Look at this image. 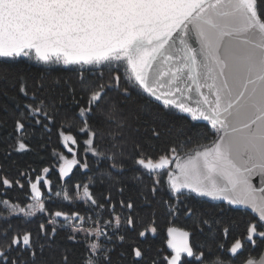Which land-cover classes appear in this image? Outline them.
Listing matches in <instances>:
<instances>
[{"label":"snow or ice","instance_id":"6c2138e0","mask_svg":"<svg viewBox=\"0 0 264 264\" xmlns=\"http://www.w3.org/2000/svg\"><path fill=\"white\" fill-rule=\"evenodd\" d=\"M262 5L264 0H0V57L11 60L28 58L44 64L62 61L64 64L99 65L101 68L115 65L110 70L116 73H119L120 65L130 68L131 74L124 77L126 86L121 87V76L115 75L113 81L91 91L87 106L80 107L77 113L83 121L77 135L88 137L83 141L85 152L102 159L115 161L118 154L106 156L99 151L96 141L100 131L93 128L89 120L103 114L102 110L99 113L97 110L109 91L126 97L136 92L149 105H155L166 114L178 111L194 124L205 122L213 137L209 140L204 135L206 143H196L181 154L178 148L192 143L189 135L158 157L144 153L136 144L134 164L153 176L150 189L153 196L163 184H167L169 191L176 194L189 190L199 196L227 201L229 205L250 208L258 219L248 224L245 239L256 245L257 237L264 238V231L260 230L264 228ZM78 83L81 90L87 91L92 82L81 76ZM36 87L39 90L43 85ZM19 90L22 95H28L22 80ZM70 90L74 91L75 86ZM31 99H38L36 92ZM46 99H40L36 105L24 106L28 118L44 128L47 124L43 122L54 123L57 114L55 106L46 103ZM115 112L116 105L113 104L109 116ZM15 129L18 137L16 150H30L20 136L25 130L23 115L16 119ZM58 134L62 145L75 157L74 149H78L80 143L77 135L70 128L63 127ZM153 135L159 137L155 128ZM56 156L63 161L59 167L62 176H68L80 164L79 160H69L61 153ZM173 163L174 167L170 168ZM81 166L88 167L87 163ZM110 167L116 170L117 165L113 163ZM120 170H123L122 165ZM43 171L50 170L45 168ZM254 176L260 178L258 185L253 183ZM2 183L10 186L11 182L3 179ZM38 183L43 184V181L38 178L37 183L30 184L38 208L30 204L27 211L20 207L13 212L8 208L9 202L0 201V205L14 216L31 218L44 214L46 207L40 202L42 195ZM75 187L78 200L103 208L93 198L89 184ZM81 187L82 197L79 194ZM64 199H71L67 192ZM121 206L129 211L135 207L131 202L124 205L123 201ZM191 213L192 209H188V214ZM51 215L63 216L69 221L72 230L69 239L75 240L80 233L86 239L107 238L104 230L71 225L72 221L87 222L79 213L69 216L56 211ZM115 220L118 229L119 218L115 217ZM110 223L105 222L104 227ZM127 223L131 228L135 222L129 217ZM39 228L40 235L48 241L57 234L51 220L41 223ZM151 231L154 233L156 229L153 227ZM167 231L170 237L168 246L173 251L170 257H166L168 264H185L184 254L204 264L205 253L194 252L188 232L175 227H169ZM223 231L227 239L230 229ZM7 232L5 229L0 234L6 241L0 244V264H29V261L36 264L37 256L43 255L46 245L37 244L31 232L14 233L10 240ZM139 235L144 237L145 231ZM95 240L88 245V264H111L113 249H106ZM223 247L219 245V248ZM241 248L242 241L236 239L228 252L235 255ZM13 251L18 254L12 255ZM23 252H28V259L22 258ZM134 255L142 257L143 253L140 248H135ZM64 264H67L66 256ZM208 264H225V261L216 259ZM246 264H264V255L259 261L248 259Z\"/></svg>","mask_w":264,"mask_h":264},{"label":"trees","instance_id":"16d2710c","mask_svg":"<svg viewBox=\"0 0 264 264\" xmlns=\"http://www.w3.org/2000/svg\"><path fill=\"white\" fill-rule=\"evenodd\" d=\"M117 74L121 76V87L126 86L124 82L126 75L121 68L119 73L110 69L81 72L42 69L23 60L0 62L1 195L5 192L6 198L12 203L23 205L21 199L26 193L25 186L28 185L29 176L34 177L43 168L50 167L54 159L59 161L57 153L63 154L64 157L69 156V152L61 143L59 130L62 127L70 128L73 134L77 135L78 129L83 127V121L77 115L79 108L87 106L91 91H97L99 85L113 81ZM81 76L92 82L87 91L80 88L78 82ZM21 80L27 86V96L20 93ZM37 85L43 87L37 90ZM73 85L74 91L70 90ZM33 92L37 93L38 99H31ZM45 97L47 98L45 102L54 105L57 113L54 123L43 122L47 124V128L35 125L34 120L28 118L24 107L27 104L36 105ZM113 104L116 105V112L109 116ZM101 110L103 114L90 119L89 123L100 131V137L96 141L99 151L104 152L106 156L117 153V159L112 161L86 153L83 141L88 137L77 135L80 143L78 149H74V158L79 160L80 164L70 176L59 178L57 191L59 195L55 202L47 205L44 214L35 216L39 221L24 222V217L8 216V212L5 211V217L8 219H0V234L7 229V238L10 240L14 233L22 235L31 232L37 244L46 245L43 255L37 256L36 264H64L65 256L67 264H88V245L95 237L86 239L83 234H77L75 240L69 239L72 235L71 226L63 216L57 218L56 224L52 225L57 229L53 240L48 241L40 235L39 225L55 219L51 213L60 211L69 216L72 213H79L87 221L80 226L107 232L106 239L101 238L95 242L106 249H113L110 253L111 264H153V261L155 264H165L163 258L165 230L170 221L174 220L177 227L192 234L195 253H205L204 264L216 259L228 264H244L248 259L261 256L264 238L257 237L256 245L245 239L248 224L257 220L250 213L234 210L226 205L199 201L192 196H183L175 208L166 184H163L153 196L150 192L153 176L146 174L134 164L136 157L134 145L138 144L144 153L158 157L191 135L192 143L183 145L182 149L178 148L182 154L196 143H206L204 135H207L209 140L213 138L209 126L202 123L194 124L187 117L175 113L166 114L155 105H149L146 99L136 92L126 97L116 91H109L101 103V108L97 110L98 113ZM22 115L25 117V130L20 136L30 150L17 151L15 121ZM154 128L159 132L158 138L153 135ZM121 153L122 155H119ZM84 163H87V168L81 166ZM113 163L117 165L116 170L110 167ZM3 179L9 180L10 186H5L2 183ZM16 180L22 181L23 184L22 182L17 184ZM77 184H89L93 198L97 204L103 205V208L78 200L75 187ZM65 192L70 200L64 199ZM109 196L110 200L107 199ZM121 201L124 205L131 202L135 206L134 209L129 211L122 207ZM188 209H192L191 215L188 214ZM115 217L120 221L118 229L115 228ZM129 217L135 222L131 228L127 223ZM105 222H111L107 228L104 227ZM71 223L75 226L79 222ZM153 227L156 229L154 233L151 231ZM225 228L230 229L227 239L223 231ZM260 230L264 231V228ZM141 231H145L144 237L139 235ZM48 232L51 233V227L48 228ZM236 239L242 241V248L233 255L228 249ZM5 242L3 235H0V244ZM219 245H223V249L219 248ZM135 248L141 249L142 257L134 255ZM17 254V251L12 253ZM28 256V252L22 253V258L28 259ZM185 264L199 263L186 261Z\"/></svg>","mask_w":264,"mask_h":264},{"label":"water","instance_id":"95a60500","mask_svg":"<svg viewBox=\"0 0 264 264\" xmlns=\"http://www.w3.org/2000/svg\"><path fill=\"white\" fill-rule=\"evenodd\" d=\"M26 61L27 63L33 65V66H37L39 68H42V69H47V70H51V69H63V70H75V71H81V72H84V71H92V70H101V69H110L111 67H116L115 65H112V66H108V67H104V68H101L99 65H95V66H88V65H81V64H64L62 61L59 62V63H48V64H44L43 62H39V61H36L34 59H28V58H17L16 60H11L10 58H2L0 57V62H18V61ZM125 73L126 76L130 75L131 74V69L128 68L126 65H120L119 66ZM175 114H178V115H182V116H185L183 114H180L178 111L177 112H174ZM186 117V116H185ZM190 120V119H189ZM199 123H202V124H206L205 122H199ZM210 127V126H209ZM170 168L171 167H174V163L173 165H170L169 166ZM75 169V167L73 168V170ZM73 170L68 174L70 175ZM253 183L254 184H259V177L258 176H254L253 178ZM166 188H167V192L169 193L170 197L173 199L175 197H179V196H192L194 197L195 199L199 200V201H206V202H209L211 204H216V205H226L228 206L229 208L231 209H234V210H241V211H246L248 213H250L255 219H258V216L256 213H254L250 208H245L243 206H234V205H229L227 203V201H221L219 199L217 200H213L212 198L210 197H203V196H199L195 193H192L190 192L189 190H183V194H176V193H173V192H170L169 191V186L166 184ZM174 200V199H173ZM176 217H174L175 219ZM169 227H175V228H178V229H182L180 227H177L175 224H174V220L170 221L169 223ZM167 228V229H168ZM167 229L165 230V237H166V242H165V251L169 254L167 255L166 257H170L172 254H173V251L172 249L169 248L168 246V240L170 239L169 237V234H168V231ZM184 230V229H182ZM186 232L189 233V237H188V240H189V243L192 245V234L187 231V230H184ZM194 250V248H193ZM195 252V251H194ZM264 255V248H263V251H262V254L261 256ZM260 256V257H261ZM166 257L164 259V262L165 264H168L167 260H166ZM187 260H191L193 259V257H187L186 254L182 255V259H186ZM259 258H252L254 261H259ZM196 260V259H195ZM196 262H199L196 260ZM225 264H228V263H225ZM246 264V262L244 263Z\"/></svg>","mask_w":264,"mask_h":264},{"label":"flooded vegetation","instance_id":"af4514ba","mask_svg":"<svg viewBox=\"0 0 264 264\" xmlns=\"http://www.w3.org/2000/svg\"><path fill=\"white\" fill-rule=\"evenodd\" d=\"M54 151L56 152V148H54ZM66 158L67 159H70V158H74V156H73V154H70L69 153V156H67ZM56 163H57V159H54V161H53V163H52V165L50 167H45V168H48L50 170L47 173H45L43 171L45 169V168H43L41 170V172H39L34 177L29 176V178H28V185L25 186L26 193L23 194V199H21V201L23 202V205L18 204V203H12L10 201V199L6 198L5 192H3L2 195L0 194V201H7V202H9L8 208H10L11 211H13V212L14 211H18V209L20 207H24L25 210H28L27 209V206L30 205V204H34V205H36V208H38V203L36 202V200L34 198V194L31 191L30 184L31 183H37V180L39 178L41 181H43V184H40V183L37 184L38 188H40L41 195H42V199L40 200V202L41 203H44L45 204V207L47 208V205L49 203H51V202H55V200L58 197V195H57L58 192L57 191H58V181H59V178H65V177H68V176H70L72 174L71 173L68 176H62L61 173L54 168ZM43 172H44V175H43ZM13 205H15L16 207L15 208H12ZM36 208H33L32 210L35 211ZM1 209L2 208H1V205H0V210ZM37 215H41V214H37ZM22 217H24V216H22ZM24 218H25L24 219V222L31 221V220L32 221H39L37 218H35V216L34 217H31V218H28V217H24ZM50 220L53 223L52 225H55L57 218L55 217V219H50ZM167 255H165L163 258L165 259V257ZM184 261L186 262V261H192V260L184 259Z\"/></svg>","mask_w":264,"mask_h":264},{"label":"rangeland","instance_id":"374dc122","mask_svg":"<svg viewBox=\"0 0 264 264\" xmlns=\"http://www.w3.org/2000/svg\"><path fill=\"white\" fill-rule=\"evenodd\" d=\"M119 69H120V67H119ZM97 71V70H96ZM71 159H73V158H70L69 160H71ZM63 163V161H61V160H59V161H57V163L55 164V169L56 170H58L59 171V167H60V165ZM76 167V166H75ZM165 179H166V174H165ZM17 181L19 182V183H21L22 181H19V180H16L15 182L17 183ZM22 184H23V182H22ZM12 187V186H11ZM79 194H80V196L83 194V189H82V187L80 188V192H79ZM182 198H183V196H177V197H175V198H173L174 199V207L176 208L177 207V205H178V203L180 202V200H182ZM1 210H0V219H8V218H6L5 217V211H7L8 212V216H11V213H10V211L9 210H7L4 206H2L1 205ZM175 208H174V210H175ZM27 211V210H26ZM69 223V222H68ZM72 224V223H71ZM75 226H80V224L79 223H77ZM80 234H83V233H80ZM80 234H78V235H80ZM84 235V234H83ZM168 253H164V256L165 255H167ZM169 255V254H168ZM186 258V257H185ZM187 259V258H186ZM196 258L195 257H193V259H191L192 261H194V262H196V260H195ZM196 263H199V262H196Z\"/></svg>","mask_w":264,"mask_h":264}]
</instances>
